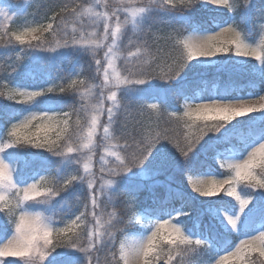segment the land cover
<instances>
[{
	"label": "snow or ice",
	"instance_id": "obj_1",
	"mask_svg": "<svg viewBox=\"0 0 264 264\" xmlns=\"http://www.w3.org/2000/svg\"><path fill=\"white\" fill-rule=\"evenodd\" d=\"M5 63L0 264H264V3L0 0Z\"/></svg>",
	"mask_w": 264,
	"mask_h": 264
},
{
	"label": "trees",
	"instance_id": "obj_2",
	"mask_svg": "<svg viewBox=\"0 0 264 264\" xmlns=\"http://www.w3.org/2000/svg\"><path fill=\"white\" fill-rule=\"evenodd\" d=\"M4 3H6L8 5H11L14 8H18L20 6V4L22 3V0H4ZM257 3H264V0H257ZM7 79H10V77L8 76V70H7V66H6V63H5L2 66H0V84H2ZM17 80H19V78H17ZM5 103H9V102L0 100V105L5 104ZM209 163H210V159L209 158L207 160H203V158H202V164L198 165L197 168L191 173H194L199 168L202 169V168L206 167ZM191 173H185V174H182V175L181 174H175L174 179H175V181L177 183H181V181L183 180L185 175H188V174H191ZM161 179H164V177H161ZM211 199H216V198L213 197ZM192 207L194 209L202 211L204 206L199 205V204H194V205H192ZM196 214H197L196 212H193L194 216ZM204 221H205V223L209 222V217H207V215H205Z\"/></svg>",
	"mask_w": 264,
	"mask_h": 264
},
{
	"label": "rangeland",
	"instance_id": "obj_3",
	"mask_svg": "<svg viewBox=\"0 0 264 264\" xmlns=\"http://www.w3.org/2000/svg\"><path fill=\"white\" fill-rule=\"evenodd\" d=\"M17 22H19V21H17ZM215 163V162H214ZM215 165L216 166H218L216 163H215ZM219 167V166H218ZM203 172V171H202ZM201 173V172H200ZM200 173H197V174H194V175H192V177L193 178H208V177H202V176H200ZM191 176V175H190ZM189 177V176H188ZM188 177H185V181H184V184L186 185L185 187L187 188V190L188 191H190V186H187V184H186V182H187V179H188ZM216 178L217 179H221V178H219V177H217L216 176ZM225 198H227V197H225ZM201 199H211V198H201ZM227 199H231V198H227Z\"/></svg>",
	"mask_w": 264,
	"mask_h": 264
}]
</instances>
